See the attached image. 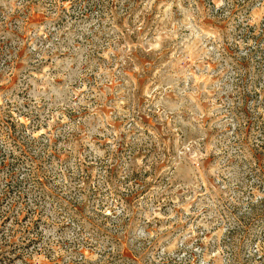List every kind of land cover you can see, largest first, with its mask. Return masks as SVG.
<instances>
[{"label": "rangeland", "instance_id": "rangeland-1", "mask_svg": "<svg viewBox=\"0 0 264 264\" xmlns=\"http://www.w3.org/2000/svg\"><path fill=\"white\" fill-rule=\"evenodd\" d=\"M264 0H0V264H264Z\"/></svg>", "mask_w": 264, "mask_h": 264}, {"label": "trees", "instance_id": "trees-1", "mask_svg": "<svg viewBox=\"0 0 264 264\" xmlns=\"http://www.w3.org/2000/svg\"><path fill=\"white\" fill-rule=\"evenodd\" d=\"M260 148H263V149H264V142H263V144L260 146Z\"/></svg>", "mask_w": 264, "mask_h": 264}]
</instances>
